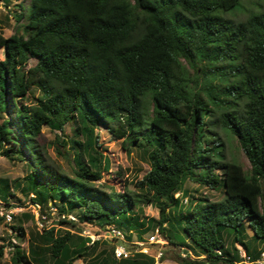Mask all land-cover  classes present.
<instances>
[{"label":"trees","instance_id":"1","mask_svg":"<svg viewBox=\"0 0 264 264\" xmlns=\"http://www.w3.org/2000/svg\"><path fill=\"white\" fill-rule=\"evenodd\" d=\"M242 1L31 0L26 9L19 4L17 29L5 36L0 27V153L26 161L30 173L23 180L0 176V203L11 206L16 187L33 194L30 200L41 209L54 204L63 218L60 228L43 224L31 231L28 251L14 243L13 264H156L155 256L134 248L118 259L119 239L103 238L108 226L122 229L134 245L135 234L142 241L159 229L174 245L193 247L208 264H242L239 244L254 260L261 257L264 2L248 9ZM242 11H248L244 19L237 17ZM32 58L36 63L29 66ZM69 122L75 125L72 174L48 161L39 142L43 127L62 132ZM100 125L124 139L126 149L144 151L150 169L133 182L134 190L95 184L111 165L101 150ZM215 127L237 137L250 173L226 159ZM188 180L221 188L225 197L189 201ZM149 203L159 208V219L145 216ZM9 215L15 237L26 238L24 223L34 214ZM7 218L0 213V224ZM88 224L103 236H84ZM228 228L234 231L230 243ZM179 231L192 244L178 241ZM167 258L196 261L180 253L160 257Z\"/></svg>","mask_w":264,"mask_h":264},{"label":"rangeland","instance_id":"2","mask_svg":"<svg viewBox=\"0 0 264 264\" xmlns=\"http://www.w3.org/2000/svg\"><path fill=\"white\" fill-rule=\"evenodd\" d=\"M31 0H0V27L5 36H10L18 26V22L15 20V16L19 14L22 10V7L19 6L20 3L23 4V9H26ZM243 4L246 8L250 9L254 7L256 2H264V0H243ZM237 17L240 19L246 18L248 11H242L237 13ZM20 31L22 29L20 28ZM4 58V52L0 50V59ZM36 63V59H31L29 66H33ZM35 94L39 93V90L36 88ZM34 100L30 97L28 102H33ZM21 103L26 102L25 100H20ZM20 104V103H19ZM9 116H13V109L8 112ZM75 125L72 122H69L64 131L52 130L49 127H43V132L39 138V142L47 151L48 161L54 163L60 168L64 169L69 173H73L75 168V162L73 160L74 149L71 144V139L74 136ZM215 131L218 133L219 137L225 143V154L226 159L230 161H236L244 167L247 173L251 171V163L241 148L238 139L234 134L226 128L215 127ZM97 132L100 135L101 150L107 154L111 160V165L109 170L103 171L102 179L95 182V184L105 188L110 191L113 187L117 191H125L127 188L134 190L133 182L136 179H141L144 174L150 169L149 162L147 157L144 155V151L141 148L131 146L130 150L126 149L123 143L124 139L115 137L105 126L100 125L97 128ZM30 173V168L26 161H21L18 159H10L9 157L2 155L0 153V176L7 177L12 180L21 179L23 180L27 174ZM23 182V181H22ZM187 189L190 191L189 201H191L192 196L195 197H208L212 200H222L225 197L224 190L212 189L204 185H199L196 182L188 180ZM14 196L10 198L11 206H6L5 204L0 203V212L9 214H22L23 212H31L34 214V219L26 220L24 226L26 227L27 235L26 238H17L13 233V230L10 228V219L7 218L5 223L0 224V249L4 247V254L0 257V264H13L12 255L14 253L13 244L17 243L25 251H28V239L30 237L31 231H38L42 228L43 224L48 226H56L60 228L61 225L58 223L60 217L59 212L55 209L54 204H49L47 208L41 209L37 204L32 203L30 200L33 197V194L25 195L21 189L14 188ZM178 195V194H177ZM180 195V194H179ZM188 197L184 199L186 203ZM262 208L264 209V199L261 203ZM144 214L147 217H155L159 219L160 211L155 204H144ZM84 230L82 234L84 236H89L92 240L98 239L103 236L98 233H101V229L98 226L93 224L83 225ZM154 230H150L148 233L144 234V240L142 244L134 245L129 244L130 248L137 249L139 248L143 252H148V254L156 257V264H185L178 262L172 258H167L165 260L160 259L161 255H166L168 257H174L177 253H180L182 257L196 260L194 263L188 264H208L204 263V255H197V251H193V247L185 248L176 246L173 243L169 242L166 234L160 231V235L155 241H150L148 237L153 233ZM178 241H187L190 244L191 240L185 235L183 231L177 232ZM102 234V233H101ZM248 234L251 236L253 231L251 228L248 229ZM227 242L230 243L234 236V231L232 228H228L225 231ZM107 235L103 236L105 239ZM137 239V234L134 235V241ZM242 247V245H238ZM260 247H264V242L260 243ZM190 249L193 251H190ZM76 264H85L83 259L76 261Z\"/></svg>","mask_w":264,"mask_h":264},{"label":"built area","instance_id":"3","mask_svg":"<svg viewBox=\"0 0 264 264\" xmlns=\"http://www.w3.org/2000/svg\"><path fill=\"white\" fill-rule=\"evenodd\" d=\"M178 195H179V193H178ZM0 213L4 214L3 211H1ZM7 216H8V214H7ZM8 217L11 218L10 215ZM69 218H71L75 221H78V218L74 215H69ZM106 235H107V237H110V238L119 239V242L116 244V247H115V255L118 259L127 258L132 254V249L127 245L128 243H131V242L130 241L128 242V240L126 239V234L122 229H120L116 226H108V231H107ZM159 235H160V230L156 229L148 237V239L150 241H155ZM94 240H95V238H94ZM132 242L135 243L136 245L142 244V242L138 241V240H135ZM135 250H140V249L137 248ZM239 253L241 256L240 263H242V264H253V263L264 264V252L262 253V257L257 259V260H254L252 258V256L250 254H248L246 249H244L243 247H239Z\"/></svg>","mask_w":264,"mask_h":264},{"label":"clouds","instance_id":"4","mask_svg":"<svg viewBox=\"0 0 264 264\" xmlns=\"http://www.w3.org/2000/svg\"><path fill=\"white\" fill-rule=\"evenodd\" d=\"M179 194H180V193H179ZM261 257H262V255H261ZM261 257H260V258H261Z\"/></svg>","mask_w":264,"mask_h":264}]
</instances>
